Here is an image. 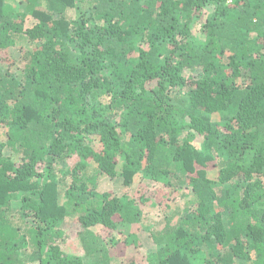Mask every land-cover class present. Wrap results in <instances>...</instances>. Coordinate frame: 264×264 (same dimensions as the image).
I'll return each instance as SVG.
<instances>
[{
  "label": "trees",
  "instance_id": "trees-1",
  "mask_svg": "<svg viewBox=\"0 0 264 264\" xmlns=\"http://www.w3.org/2000/svg\"><path fill=\"white\" fill-rule=\"evenodd\" d=\"M21 1L0 0V264H264V0ZM183 200L143 256L144 209Z\"/></svg>",
  "mask_w": 264,
  "mask_h": 264
},
{
  "label": "rangeland",
  "instance_id": "rangeland-1",
  "mask_svg": "<svg viewBox=\"0 0 264 264\" xmlns=\"http://www.w3.org/2000/svg\"><path fill=\"white\" fill-rule=\"evenodd\" d=\"M9 5H11L14 8H20L24 4L22 3L21 0H8ZM80 10L75 8L74 10L69 12L70 16L73 17H78L79 16ZM35 22L31 18H28L25 23V27L31 28ZM195 34L199 39H204L205 36L201 31V28L197 26L195 28ZM35 48V45L30 44L29 39H27L26 36H23L20 40L17 41L16 46L8 50V56L10 61H15L17 64L13 68V72L18 75L19 78H21L22 74V69H21V59L22 55L26 50H33ZM187 73L186 77L187 78ZM186 89L188 90V87H182L177 90V93L175 94L177 97L180 96H185L184 93H186ZM208 116V115H207ZM222 115L220 113H213L210 115V120L213 122H218L221 121ZM190 124V119L186 117L184 119V125H189ZM7 141V135L4 130V128L0 127V143L6 142ZM5 154L8 155L10 152L6 151L5 149ZM69 179V178H67ZM146 183H141L139 180H136L135 183H133L132 186H124L123 181L121 178H115V179H110L106 176L100 177L99 180V186H98V191H112L117 195H125V194H132L134 193V189H142L147 187ZM151 186V185H150ZM154 188V187H152ZM60 190L63 193L64 192V187L63 184L60 186ZM62 198V197H61ZM169 209L163 208L162 211H160V207H154L150 208L147 207L144 209L143 215H142V221L138 225H135L133 227V232L137 234V237L141 243V253L143 256L146 258L150 254L156 253L155 245L153 244L150 236L151 231H157L162 229V227L165 225V215L168 216H174V222H177L181 216V211L184 209L185 206V200L180 201L178 204L169 202L168 203ZM67 222H69L67 220ZM78 229V228H77ZM67 232L73 235V232L71 229H67ZM76 232V228H75ZM76 245L77 249H80V246L78 243H74ZM109 260L108 264H124V260L121 259L120 257H117V255L114 254V251L110 249V254H109ZM253 256V254H252ZM103 259V257H102ZM86 264H92L94 261L92 258H86L85 259ZM148 264V263H147Z\"/></svg>",
  "mask_w": 264,
  "mask_h": 264
}]
</instances>
